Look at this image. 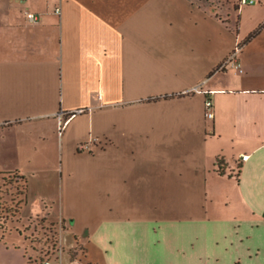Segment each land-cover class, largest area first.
<instances>
[{"label":"crops","instance_id":"crops-1","mask_svg":"<svg viewBox=\"0 0 264 264\" xmlns=\"http://www.w3.org/2000/svg\"><path fill=\"white\" fill-rule=\"evenodd\" d=\"M80 107L56 195L88 264H264V0H0V128Z\"/></svg>","mask_w":264,"mask_h":264},{"label":"rangeland","instance_id":"rangeland-1","mask_svg":"<svg viewBox=\"0 0 264 264\" xmlns=\"http://www.w3.org/2000/svg\"><path fill=\"white\" fill-rule=\"evenodd\" d=\"M97 98L98 93L91 91L89 101ZM73 112L72 116L91 114L93 108L80 107ZM60 115L66 118L70 113L62 111L57 115L55 131L37 132L33 138L21 137L14 128L8 127L5 132L0 128V264H88L93 259L102 263V255L93 242L83 236L76 238L67 230L71 223L62 213L65 203L56 195L61 176L57 166L62 161ZM95 143V135L91 134L84 145L93 149ZM82 148L79 145V150ZM15 170L28 179L25 202V182ZM86 204L94 202L88 200ZM71 219L74 221L77 216Z\"/></svg>","mask_w":264,"mask_h":264},{"label":"built area","instance_id":"built-area-1","mask_svg":"<svg viewBox=\"0 0 264 264\" xmlns=\"http://www.w3.org/2000/svg\"><path fill=\"white\" fill-rule=\"evenodd\" d=\"M239 5H250V4H255L257 3L259 0H237ZM57 12H60L61 9L60 7H58L56 9ZM38 15L34 12H29L28 13V18L32 21H35L38 19ZM205 106H206V115L209 118H213L214 117V110H213V102L210 98H207L205 101ZM74 113L70 114L68 117H64L62 115L59 116V129H60V133L63 132V128L65 126V124L68 122V120L70 119V117L73 115ZM83 148H85V145H82ZM247 155H244V158H246Z\"/></svg>","mask_w":264,"mask_h":264},{"label":"trees","instance_id":"trees-1","mask_svg":"<svg viewBox=\"0 0 264 264\" xmlns=\"http://www.w3.org/2000/svg\"><path fill=\"white\" fill-rule=\"evenodd\" d=\"M256 32L257 31H255L253 34H255ZM218 163H219V165H222L223 162L221 160H219ZM3 172H13V171H3ZM19 178L24 179V182H25V192H24L25 198L23 200V202H25L26 201V192H27V180H26L25 176L21 175L20 173H19Z\"/></svg>","mask_w":264,"mask_h":264}]
</instances>
